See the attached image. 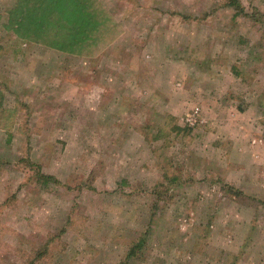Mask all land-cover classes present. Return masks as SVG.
I'll return each instance as SVG.
<instances>
[{
  "label": "rangeland",
  "instance_id": "rangeland-1",
  "mask_svg": "<svg viewBox=\"0 0 264 264\" xmlns=\"http://www.w3.org/2000/svg\"><path fill=\"white\" fill-rule=\"evenodd\" d=\"M239 1L28 0L33 40L0 0V264H264V0Z\"/></svg>",
  "mask_w": 264,
  "mask_h": 264
},
{
  "label": "trees",
  "instance_id": "trees-1",
  "mask_svg": "<svg viewBox=\"0 0 264 264\" xmlns=\"http://www.w3.org/2000/svg\"><path fill=\"white\" fill-rule=\"evenodd\" d=\"M27 1L28 0H19V5L17 4V8L13 11L12 15H14V14L17 15L20 18V20L19 21H11L13 23L11 25L14 27V24H16V26L14 27V30L16 31L17 34H20L23 37H26V38L28 37V38H31L34 40V36L30 34L32 32L34 35H38L39 38L44 39L47 36V32H50V30H51V29L47 30L48 29L47 21H49V15L46 18H42L43 28L34 29V25L32 26V28L31 27L26 28L25 25H27L28 16L30 15V13L28 11L26 12V10L24 9V4ZM37 1L43 2V5L47 2V0H37ZM49 1L51 4L56 5L55 9L58 10L61 14H64V10H65L64 7H68V8L70 6L73 7L72 10L75 14V17L74 16H72V17L76 18V19L78 18L79 14L82 13V11H83L80 8V0H49ZM226 2L228 3V5L230 7L235 8L237 10V15L244 13V7L242 6V4L239 0H226ZM94 5H96V4L94 3ZM99 5H101V4L99 3ZM84 6H85V4H84ZM101 8H103V7L101 6ZM84 12H85L84 16L86 18L83 17L81 19V22L77 23V24L80 26L84 25V29L89 30V28L93 24V21H92L93 16H98L97 18H98L99 22H101V23L97 24V22H95V25L93 26V29L91 30V33L93 35L96 33V37L99 36L106 26V24L104 22L107 23V18L101 17L98 14H92V10L90 9V6L89 7L86 6ZM65 13H66V11H65ZM105 13L107 15V12H105ZM102 14H103V11H102ZM46 19H48V20L44 21ZM45 24L47 26H45ZM93 30H94V33H93ZM107 34H109V33L107 32ZM89 47H90V45H89ZM1 108H2V106L0 104V109ZM4 111L8 112L6 110H4ZM39 178L37 180H39ZM43 179H45L46 184H49L50 183L49 181L52 180L51 177H43ZM135 251H136V247H133L127 255L129 259L132 258L136 254Z\"/></svg>",
  "mask_w": 264,
  "mask_h": 264
},
{
  "label": "crops",
  "instance_id": "crops-1",
  "mask_svg": "<svg viewBox=\"0 0 264 264\" xmlns=\"http://www.w3.org/2000/svg\"><path fill=\"white\" fill-rule=\"evenodd\" d=\"M188 35H190L189 33L186 35V36H188ZM119 47H122V45L121 44H118V45H115L113 48H119ZM258 55H255V57H254V59L257 57ZM158 64V63H157ZM261 64H263V63H261ZM131 66L133 65V64H130ZM177 67H179V65H178V63H176L175 64V68H177ZM207 124V125H206ZM209 124V122L208 121H205V123H204V125H203V127H205V129H211L212 128V126L215 124V123H212L210 126L208 125ZM218 131H222V130H218ZM217 131V132H218ZM255 158H258V154H254V159H253V161L255 162L256 160H255ZM232 166V164H228L227 166ZM225 166V165H224ZM226 167V166H225ZM237 169L236 168H234V170H229V172H226V174L227 173H232L233 171H236ZM241 172H244L243 170H241ZM238 192L240 193V192H242V189L241 190H238ZM253 194H255L254 193V191L252 190V194H251V196L250 197H252V199L253 198H258V196H255V195H253ZM251 207L249 208L250 209V211H252L249 215H251V221H249L246 225H247V230H248V233H247V238H249V237H252V238H254L255 236H256V230L257 229H255L254 230V228H255V224H254V222H255V220H257V214L259 213V211H261V210H264V209H260L258 212L255 210V208L257 209L258 208V206H257V204H256V202L254 201V200H251ZM261 205V204H260ZM221 210H222V212H225V213H227V209L224 207V208H221ZM239 210V209H238ZM254 220V221H253ZM257 224V223H256ZM224 244V243H223ZM242 244V246H244L245 245V243L244 242H242L241 243Z\"/></svg>",
  "mask_w": 264,
  "mask_h": 264
},
{
  "label": "built area",
  "instance_id": "built-area-1",
  "mask_svg": "<svg viewBox=\"0 0 264 264\" xmlns=\"http://www.w3.org/2000/svg\"><path fill=\"white\" fill-rule=\"evenodd\" d=\"M197 112H199L198 109H197V111H195L194 113H192L191 115H189V116L185 119V121H187L190 125H194V124H196V122H197V117H196V115H198Z\"/></svg>",
  "mask_w": 264,
  "mask_h": 264
}]
</instances>
